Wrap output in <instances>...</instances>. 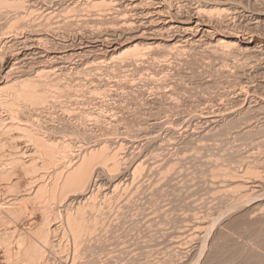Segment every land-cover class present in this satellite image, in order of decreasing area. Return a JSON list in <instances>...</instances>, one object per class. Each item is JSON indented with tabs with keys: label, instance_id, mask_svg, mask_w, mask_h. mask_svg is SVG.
Listing matches in <instances>:
<instances>
[{
	"label": "rangeland",
	"instance_id": "1",
	"mask_svg": "<svg viewBox=\"0 0 264 264\" xmlns=\"http://www.w3.org/2000/svg\"><path fill=\"white\" fill-rule=\"evenodd\" d=\"M0 2V264H264V0Z\"/></svg>",
	"mask_w": 264,
	"mask_h": 264
},
{
	"label": "bare ground",
	"instance_id": "2",
	"mask_svg": "<svg viewBox=\"0 0 264 264\" xmlns=\"http://www.w3.org/2000/svg\"><path fill=\"white\" fill-rule=\"evenodd\" d=\"M66 1V0H65ZM1 3V2H0ZM61 3V2H60ZM149 3V2H148ZM147 4V3H146ZM9 7V6H8ZM8 9V8H7ZM141 13H143V12H141ZM160 15V14H159ZM171 16V15H170ZM14 19V18H13ZM15 20V19H14ZM155 20V19H154ZM176 22V21H175ZM181 22V21H180ZM154 23V22H153ZM160 23H161V21H160ZM143 24V23H142ZM156 25V24H155ZM171 30V29H170ZM199 31V30H198ZM162 32V31H161ZM187 32V31H186ZM208 33V32H207ZM184 34H186V33H184ZM183 36V35H182ZM210 38V37H209ZM189 39V38H188ZM187 40V39H186ZM193 41V40H192ZM190 43V42H189ZM193 43V42H192ZM222 43V42H221ZM152 44V43H151ZM199 44V43H198ZM246 49V48H245ZM244 49V50H245ZM77 174V173H76ZM78 176H79V174H78Z\"/></svg>",
	"mask_w": 264,
	"mask_h": 264
}]
</instances>
